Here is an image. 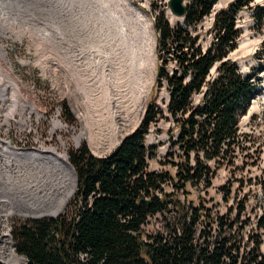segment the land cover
Returning a JSON list of instances; mask_svg holds the SVG:
<instances>
[{
	"label": "trees",
	"instance_id": "16d2710c",
	"mask_svg": "<svg viewBox=\"0 0 264 264\" xmlns=\"http://www.w3.org/2000/svg\"><path fill=\"white\" fill-rule=\"evenodd\" d=\"M216 1L188 0L183 24H170L163 10L156 14L155 85L166 90L164 107L150 104L138 126L107 155L95 156L84 145L69 155L77 176L74 213L70 219L59 214L13 224L21 264H264L260 243L247 251L236 221L198 229L197 208L166 223L163 231H142L149 217L166 211L162 184L172 178L147 168L152 152L145 137L158 116L175 128L169 137L184 156L179 164L184 181L209 184L216 168L232 165L237 151L248 149L239 118L257 92L251 79L264 68V45L255 54L261 63L239 73L228 54L238 36L236 13L251 0H232L212 13ZM263 14L264 6L255 8L257 21ZM206 16H211L210 38L203 47L193 30Z\"/></svg>",
	"mask_w": 264,
	"mask_h": 264
},
{
	"label": "rangeland",
	"instance_id": "374dc122",
	"mask_svg": "<svg viewBox=\"0 0 264 264\" xmlns=\"http://www.w3.org/2000/svg\"><path fill=\"white\" fill-rule=\"evenodd\" d=\"M230 1L232 0H217L213 5L212 13L226 7ZM131 2L145 12L152 22V26L156 14L162 10L170 24H183L184 22L183 17H175L170 14L166 6V0H131ZM187 2L188 0H185V3ZM258 6H264V0H251L236 13L238 36L236 46L229 52L228 58L236 63L238 72L241 74H248L256 68L259 60L255 54L264 45V14L262 19L257 21L255 13H252L253 9L255 10ZM210 23L211 16H206L193 30L195 34L199 35V42L203 47L207 45L210 38ZM153 31L155 35V63L157 64L154 27ZM30 39L27 35H17V33L4 31L0 28V45L4 48L5 59L7 63L9 62L13 74L19 82L29 88L33 95V98H30L24 92L18 90L15 80L10 79L2 71L4 67L0 65V79H2L0 87H2V91L6 96L5 102L0 98V107L7 112L9 110L13 111L10 121L6 122L11 144L16 147H23L21 149L24 150L55 148L58 153L67 157L68 161L69 155L83 145L89 153L95 156L107 155L119 141L109 147L105 143L99 149L95 148L85 138H81L78 144L74 142V137L78 136L80 131V120L76 116L70 99L65 95L64 87L61 84L63 79L57 77V73L54 77L50 74V71L49 73L44 72L42 66L44 63L39 61L38 57L39 53H46L47 49L40 46L36 50L30 44ZM97 43L99 42L85 44L86 48L82 46V50L87 49L88 46L97 45ZM243 43L246 45L242 47L241 44ZM49 49L54 51L52 47ZM73 50L72 53H77L76 56L79 55L78 48ZM77 57L80 60L83 59V55ZM62 59L64 60V58ZM56 68L55 70H57ZM77 68L80 69L82 66ZM81 70L78 71L77 69L80 76H82ZM209 73L211 75L214 73V66ZM257 76L259 78L257 93L246 112L241 114L239 118V132L249 135L242 142L248 149L244 151L239 149L232 165L223 163L216 168L209 179V184H206L204 180H182L181 176L184 174V169L181 166L179 167V164L185 163V159L180 150L171 145L169 136L175 131L172 122L158 116L150 124L145 137V144L152 152L147 160V168L157 172H166L172 178L167 179L162 184L163 191L167 194V196H164L168 202L166 211L149 217L142 226L143 234L148 235L163 231L166 223H173L184 212L197 208L199 214L198 229H207L208 226L214 228L221 220L236 221L234 228L237 227V231L242 234V243L246 250H250L256 242H259V249L264 252V225L262 227L258 225L259 219L264 217V191L260 185L261 182L264 183V69ZM166 96V90L155 85L154 75L150 93L139 119L135 124L126 127L124 135L138 126L150 104H157L163 108ZM197 98L198 95H195L196 100ZM118 108L116 106L114 109ZM55 120L58 121L57 126L54 125ZM16 147L14 148L20 150ZM188 161L193 164L194 159L190 158ZM209 164L214 167L217 163L211 161ZM36 169H25L24 166H19L20 172L25 175L17 178L11 188L4 187V191L3 188L0 191V210L2 209L0 212V233L2 227L1 217L6 214L4 211L8 212V210L19 208V210L25 212L30 207L29 202H33V198H31L32 188L36 186L39 188L37 181L40 173ZM1 186L3 187V184H0ZM222 186L225 188H222ZM29 191L30 193H28ZM74 205L75 195L73 194L59 214H63L70 219L74 213ZM44 217L50 216L43 215L35 218L9 215L4 219L9 227L11 238L13 224ZM12 248L16 257L15 262L7 263L0 260L3 264H21L23 262L22 257L15 252L14 246Z\"/></svg>",
	"mask_w": 264,
	"mask_h": 264
},
{
	"label": "bare ground",
	"instance_id": "6f19581e",
	"mask_svg": "<svg viewBox=\"0 0 264 264\" xmlns=\"http://www.w3.org/2000/svg\"><path fill=\"white\" fill-rule=\"evenodd\" d=\"M0 28L27 35L36 50L46 47L47 52L39 53L38 59L44 63V72L50 71L54 77L57 73L63 79L60 81L65 95L80 120L79 134L74 137L76 144L85 138L95 148L105 143L109 147L123 137L128 125L137 122L154 80L155 35L152 22L131 0H0ZM95 42L99 43L82 50L85 44ZM77 48V56L83 55L82 60L72 53ZM5 57L0 45L2 71L15 80L18 90L33 98L29 88L13 74ZM77 69H82V76ZM116 106L119 108L114 109ZM54 125H58L57 120ZM14 147L0 144V179L3 180L0 191L11 188L17 178L25 175L19 166L37 168L40 174L39 188L36 186L31 191L30 207L25 212L19 208L4 211L6 214L1 217L0 260L7 263L15 262L16 257L4 218L56 215L75 190V176L67 157L55 148L18 150Z\"/></svg>",
	"mask_w": 264,
	"mask_h": 264
},
{
	"label": "water",
	"instance_id": "95a60500",
	"mask_svg": "<svg viewBox=\"0 0 264 264\" xmlns=\"http://www.w3.org/2000/svg\"><path fill=\"white\" fill-rule=\"evenodd\" d=\"M166 5L169 9V12L172 16H175V17H179V16H183L185 14V11H186V5L184 3V0H167L166 2ZM122 140V138L120 139V141ZM119 141V142H120ZM68 166L72 169L73 173H74V176H75V186H76V183H77V176H76V172L73 168V166L68 162L66 161ZM140 203L141 204H147L148 201L147 200H140ZM43 215H48L50 217H56L58 214H54V215H50V214H39L37 216H31V217H40V216H43Z\"/></svg>",
	"mask_w": 264,
	"mask_h": 264
},
{
	"label": "built area",
	"instance_id": "2783aa9c",
	"mask_svg": "<svg viewBox=\"0 0 264 264\" xmlns=\"http://www.w3.org/2000/svg\"><path fill=\"white\" fill-rule=\"evenodd\" d=\"M11 111L12 110H9V112H7L4 108H0V140H9V130L7 129L6 122L8 123L13 115V111ZM7 114H10V116H7Z\"/></svg>",
	"mask_w": 264,
	"mask_h": 264
}]
</instances>
